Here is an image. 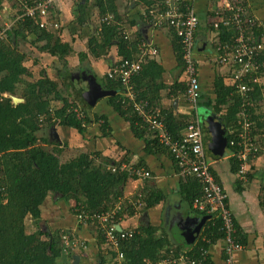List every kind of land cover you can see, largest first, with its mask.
<instances>
[{
    "label": "crops",
    "instance_id": "crops-1",
    "mask_svg": "<svg viewBox=\"0 0 264 264\" xmlns=\"http://www.w3.org/2000/svg\"><path fill=\"white\" fill-rule=\"evenodd\" d=\"M17 1L19 3V0ZM82 1L84 3L81 4L86 7L85 15L78 6L81 0H56L51 9V16L59 26L58 32L61 39L70 44L76 55L73 61L72 56L67 57V67L57 56H52L49 52L38 50L19 39L16 43L19 50L27 56L25 66L31 74L44 72L53 78L54 76L64 78L72 72L70 67H74L75 71H79L85 79L94 80L108 93L98 99L93 107L78 102L81 106H86L87 114L93 120L83 134L74 128L60 125L46 129V136L50 142L47 147L52 148L54 144H59L62 150L61 158L64 161L75 158L81 152H86L90 158H94L96 165L103 164V167L111 172L118 171L123 163H130L148 170L149 177L132 175L136 178L130 176L131 178L123 186V194L115 202L121 203L120 222L124 227L134 228L142 223L151 224L160 228L159 233L162 232L171 245L187 244L186 237L181 231L186 232L185 230L189 228L190 230L195 228L204 218L199 238L209 217L195 211L194 206L190 207L186 201V193L183 190L186 178L179 174L175 158L167 150L151 151L146 143V138L150 135L145 124L142 122L141 127L147 134L144 138L137 137L130 121L111 105L110 96L119 93L123 99H126L125 95L129 89L125 85L121 92V90L106 89L103 85L106 83V76L111 66L125 58L121 53L123 50L119 49L118 39L114 38L110 47H98L95 52L90 50L89 39L99 34L100 29L98 30L97 27L104 22L105 17L109 20L113 18L112 23L119 30V34L120 32L124 34L126 54L132 59L143 58L141 72L148 73L147 76H149V78L131 79L129 87L135 100L148 98L152 110L160 111L165 122L168 116L176 122L189 123L195 119L202 129L204 122H217L225 126L227 136L232 134L237 137L240 132L239 121L244 102L232 81L234 67L231 66L233 65H226L219 61L217 47L221 40V29L218 30L212 26L213 22L220 20L219 14L224 12L223 0H183L194 7L199 19L195 31V55L201 96L195 108L188 102L182 91V88L186 86V74L179 60L180 42L175 30L167 26L155 27L148 20L149 17L145 18L146 8L164 7L165 0H112L116 6V18L115 14L109 11L103 16L100 15L102 10L107 8L106 0H103L102 4H99L98 0ZM246 2L250 6V12L258 21L261 30L259 40L264 43V0H246ZM15 3L16 0L2 1L0 24L6 22L15 12L17 9ZM81 16L85 19L83 24H79L78 21ZM95 19H97L96 22ZM140 44L156 48L157 54L143 56ZM80 53H85V57L80 59ZM257 75L258 82L253 83L254 89L251 91L252 95L255 92L256 100L253 99L254 95L252 98L248 97L247 111L250 119L264 124V72H259ZM150 76L155 77L156 80L150 81ZM218 79H222L229 88L234 87L235 94L241 99L240 111L238 110L235 117L236 122L234 118L233 121L230 118L227 119V104L223 106V109L217 110L216 81ZM4 95L8 96L7 93ZM129 101L133 106V100ZM226 101L230 102V100ZM96 116H99L103 124L95 120ZM186 128L187 126L182 133L186 131ZM256 130L260 151L249 162L247 181L242 180L235 170L232 161L234 153L230 148L224 153L218 151L214 145L208 150L205 147L207 159L227 194V204L238 228L237 238L243 246L234 252L233 264H264V127L258 128L256 125ZM120 160H122L121 163H116ZM150 192L154 197L156 194L160 196L157 201L151 200L152 203L156 202L153 205H149L152 203L146 200V197H150L148 195ZM73 201L64 200L61 194L49 193L41 205L42 222L48 223L53 230L76 231L81 238L89 240L91 246L87 251L82 254L77 253L81 256L79 264H95L98 232L92 223L78 224L71 209ZM101 244L103 246L104 241ZM208 256L214 264H226L224 242L221 239L210 244ZM105 264H109L108 259Z\"/></svg>",
    "mask_w": 264,
    "mask_h": 264
},
{
    "label": "trees",
    "instance_id": "trees-1",
    "mask_svg": "<svg viewBox=\"0 0 264 264\" xmlns=\"http://www.w3.org/2000/svg\"><path fill=\"white\" fill-rule=\"evenodd\" d=\"M2 1L0 0V8ZM34 1L36 0L19 1L20 9L17 15L24 10L25 2L30 5ZM166 1L163 4L166 5ZM102 2L103 0H98L99 4ZM170 2L178 4L180 8L190 5L183 0H170ZM81 3L84 1L81 0L78 6L85 15L86 7ZM105 5L107 8L103 9L100 15L103 16L109 11L113 12L116 18V6L112 0H106ZM165 5L164 7L151 6L146 10L165 9ZM248 18H251L252 22L249 23L250 26L246 34H250L254 40L260 39L261 30L257 19L252 13ZM113 20L110 18L109 21L101 22L98 25L99 34L89 39L91 41L90 50L95 52L98 47H110L115 38L119 41V49L123 50L122 55L125 58H130L125 51L124 34L122 32L119 34V30L112 23ZM148 20L152 23L155 19L149 17ZM78 21L79 24H83L85 19L81 16ZM52 28L54 27H41L39 19L35 17H25L15 24L7 38L0 39V264H72L75 253L82 254L87 250L81 245L75 251L71 247H66L63 235H68L72 240L84 241L88 248L91 243L89 240L81 238L76 231L53 230L48 223L43 224L41 205L48 194L58 193L64 200H74L71 209L78 221L79 212L76 209L80 205L90 214L112 208L116 199L122 196L126 181L132 176L127 170H121V167L118 171L111 172L106 170L103 164L96 165L94 158H90L86 152H81L71 160L62 161V150L59 148V144H54L52 148L47 147L50 142L46 136V129L60 125L74 128L83 134L87 130V126L93 122L87 114L86 106H81L76 97L72 93H68L70 84L66 82L65 77L61 79L63 89L58 85V76L53 78L44 72L31 74L25 66L27 56L19 50L16 44L17 39L25 41L27 45L38 50L49 52L52 56H57L64 66L66 65L65 67L68 66L67 57L73 52V49L68 42L61 39L60 32H58L60 31L59 26L56 29ZM238 31L236 27H221L219 44L232 42ZM176 37L178 38V36ZM178 41L180 42L179 38ZM182 55L180 43L179 60L184 67ZM79 57L80 59L84 58L85 53H80ZM257 58L261 61L264 60V50ZM147 74L140 72L132 80L149 78ZM28 76L32 78L31 81L28 80ZM106 77V83L103 84L106 89L119 91L122 87L125 88L120 77L111 78L108 74ZM152 80L155 81L156 78L150 76V81ZM186 88L187 80L186 86L182 88L184 93ZM216 90L217 110L223 109V106L227 104V119L230 118L233 121L241 105L240 97L235 94L234 87L229 88L222 79L216 81ZM4 93H7L8 96H5ZM10 95L23 98L24 101L15 104ZM253 95L249 93L248 97L252 98ZM253 99L256 100V95L253 96ZM226 100H230V102ZM109 101L124 118L130 121L135 135L144 138L147 133L141 127V118L131 103L124 101L119 93L110 96ZM76 106L82 107V111L85 113L83 119L76 116L73 110ZM95 120L103 124L100 122L99 116ZM236 120L237 118L234 122ZM166 123L173 136L180 138L183 135L182 130L188 122H176L171 116H168ZM254 123L256 124L253 135H256V125L258 128H263L264 124ZM148 134L150 136L146 138V143L151 151L167 150L172 155L171 151L153 136L154 134ZM235 137L236 135L229 134V141ZM229 148L234 153L232 161L238 172L241 164L235 155L238 146L234 147L229 144ZM121 162L122 160L116 161V163ZM132 178L136 177L132 176ZM184 184L185 199L192 207L195 199L202 197L203 187L198 179L191 177L186 178ZM151 193L148 194L150 197H146L148 203H152L153 199H155L154 201L160 199V196L156 194L154 197ZM195 211L210 216L197 242L179 246L171 245L168 238L163 236L162 232L159 233L160 228L142 223L135 228L136 233L133 237L122 242L124 252L122 264H157L158 260L166 256L171 248L177 251L191 248L190 255L196 259L202 258L201 249H209L212 242L220 239L223 241L225 233L222 219L219 216L197 209ZM129 214L131 213L129 212ZM90 223L95 226L98 232L96 263L105 264L109 251L101 247V243L104 241L102 230L93 220ZM78 224L82 223L78 221ZM202 264L214 263L208 256L205 261H202Z\"/></svg>",
    "mask_w": 264,
    "mask_h": 264
},
{
    "label": "built area",
    "instance_id": "built-area-1",
    "mask_svg": "<svg viewBox=\"0 0 264 264\" xmlns=\"http://www.w3.org/2000/svg\"><path fill=\"white\" fill-rule=\"evenodd\" d=\"M23 2V0H19ZM56 0H36L32 4L23 6L20 12L10 24L4 22L0 25V39L8 37L15 24L25 17H35L39 19L40 26L43 28L54 27L58 24L51 19V9ZM224 12L219 14V21L213 22L214 28L220 30L221 27H236L238 31L232 42L218 44L217 52L219 61L223 64L233 65L232 81L236 89L242 96L244 104L241 119L239 121L240 132L237 138L230 140V146H238L235 155L241 161L239 176L246 181L249 162L253 159L259 150L260 145L256 136L253 135L254 121L250 119L247 105L248 95L254 89L253 83L258 82V73L264 72V60L259 57L264 50V43L258 38L247 35L249 23L252 19L248 18L251 14L250 6L246 0H223ZM165 9H150L145 11V18H154L152 24L155 27L167 26L175 30L182 47V58L184 61V70L187 80L185 96L190 104L197 106L201 96V86L195 55V31L199 24V19L193 6L188 5L180 8L178 4L166 1ZM105 17L103 21H108ZM150 21V20H149ZM143 56L157 54L156 48H150L145 44H140ZM143 58L131 59L124 58L119 63L111 66L108 71L109 77H120L122 83L128 86L126 99L133 100V108L145 124L148 133L166 146L176 160L179 174L185 178L194 177L198 179L203 187V195L196 198L193 206L200 211H206L208 214H215L222 219L224 228V252L226 254V264H233V254L243 246L237 239V227L233 213L227 206V194L220 181L217 179L212 164L209 162L205 152L203 129L195 119L189 121L186 131L180 138H175L169 131L165 118L160 111L152 110L148 99L135 100V96L129 87L131 79L138 75L143 69ZM247 77H249L247 79ZM130 102V101H129ZM79 119L85 117L81 106L73 108ZM121 170H127L131 175L146 178L150 172L144 168L137 167L130 163H123ZM79 212L78 221L82 224L96 222L101 228L104 244L102 248L108 252L109 264H122L124 252L122 242L134 236L136 229L126 226L120 222L121 203L117 202L108 210L94 212L90 214L83 209V206L77 207ZM121 226V229H118ZM64 245L77 250L81 245L86 250L88 245L78 239H71L68 235H63ZM65 250V249H64ZM190 249H181L180 251L170 249L166 256L161 257L157 264H202L208 258V249L202 250V258L196 259L189 254ZM150 263V261H147Z\"/></svg>",
    "mask_w": 264,
    "mask_h": 264
},
{
    "label": "water",
    "instance_id": "water-1",
    "mask_svg": "<svg viewBox=\"0 0 264 264\" xmlns=\"http://www.w3.org/2000/svg\"><path fill=\"white\" fill-rule=\"evenodd\" d=\"M69 80L70 88L73 89V96L76 99L86 105L94 106L98 99H100L103 95L108 94L97 82L94 80H87L83 77L79 71H72L66 77ZM71 81V82H70ZM75 92V93H74ZM13 102L15 104L19 102H23L24 99L11 96ZM203 137L205 142L206 150L210 149L213 145L216 147L218 151L226 153V150L229 149V138L227 136V130L225 126L222 124H218L217 122H204L203 123ZM205 138L208 140L206 141ZM207 143V144H206ZM208 146V147H207ZM223 153V154H224ZM211 155V152L209 153ZM210 217L209 215H207ZM206 217V216H205ZM203 219H201V223L195 226V228L181 231L182 234L186 237L187 244H194L196 239L198 238L201 225L203 223ZM118 229H121V226H118ZM81 256L79 254L73 255V264H79Z\"/></svg>",
    "mask_w": 264,
    "mask_h": 264
},
{
    "label": "rangeland",
    "instance_id": "rangeland-1",
    "mask_svg": "<svg viewBox=\"0 0 264 264\" xmlns=\"http://www.w3.org/2000/svg\"><path fill=\"white\" fill-rule=\"evenodd\" d=\"M17 3V4H16ZM16 3H15V5H16V7H17V9L15 10V12H13V14L6 20V23H8V24H10L11 22H12V20L16 17V15H17V12H18V10L20 9L19 8V4H18V1L16 0ZM97 21V19H95V22ZM3 24V22L0 24V25H2ZM5 24V23H4ZM98 24V23H97ZM65 39V38H64ZM21 42L23 41V40H20ZM26 44V43H25ZM70 56H72L73 57V59L71 58V60L73 61L74 60V58H75V56L76 55H74V53L72 52L71 54H70ZM76 60V59H75ZM60 63V62H59ZM64 67V66H63ZM72 68V69H71ZM70 71H75V68L74 67H70ZM62 78H57V81H58V85H59V87L61 88V87H63L62 86V80H61ZM28 80H32V78H30L29 76H28ZM66 80V82L69 84V80L68 79H65ZM71 82V81H70ZM63 89H64V87H63ZM66 91H68V90H66ZM69 94L70 93H73V89L72 88H70V91L68 92ZM75 93V92H74ZM78 101V100H77ZM79 102V101H78ZM80 104H81V102H79ZM204 113V115L206 114L205 112H202V114ZM205 140L206 141H208L206 138H205ZM62 161H64L63 159H62Z\"/></svg>",
    "mask_w": 264,
    "mask_h": 264
},
{
    "label": "clouds",
    "instance_id": "clouds-1",
    "mask_svg": "<svg viewBox=\"0 0 264 264\" xmlns=\"http://www.w3.org/2000/svg\"><path fill=\"white\" fill-rule=\"evenodd\" d=\"M255 124V123H254ZM256 136V135H255ZM230 142V141H229ZM259 144V143H258ZM260 151V150H259ZM258 154V153H257ZM239 172V171H238ZM247 181V180H246ZM183 249H187V248H183ZM75 254H77V253H75Z\"/></svg>",
    "mask_w": 264,
    "mask_h": 264
}]
</instances>
